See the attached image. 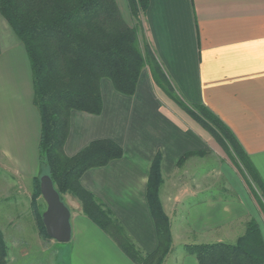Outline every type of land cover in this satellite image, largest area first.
<instances>
[{"label":"crops","instance_id":"0c3cea01","mask_svg":"<svg viewBox=\"0 0 264 264\" xmlns=\"http://www.w3.org/2000/svg\"><path fill=\"white\" fill-rule=\"evenodd\" d=\"M117 3L131 17L127 1ZM0 28V165L32 182L41 133L32 70L2 16ZM141 44L149 46L184 101L207 106L234 132L264 179V0H149ZM100 88V114L71 112L64 151L73 156L99 139L123 148L122 158L88 170L81 184L111 209L137 248L150 253L158 244L146 195L158 153L159 196L173 241L163 264H199L183 245L241 236L237 230L245 229L249 207L257 206L254 194H217L214 140L157 84L150 65L133 95L116 91L108 78ZM71 225L70 264H136L83 213L81 203L71 208Z\"/></svg>","mask_w":264,"mask_h":264},{"label":"trees","instance_id":"16d2710c","mask_svg":"<svg viewBox=\"0 0 264 264\" xmlns=\"http://www.w3.org/2000/svg\"><path fill=\"white\" fill-rule=\"evenodd\" d=\"M149 0H127L133 20L129 24L117 0H0V14L27 53L33 77L34 104L41 118L39 170L32 178L31 208L41 234L51 239L43 223L41 177L49 175L60 198H77L83 213L106 232L136 264H163L172 249L170 219L159 196L163 184L162 156L152 161L147 181V201L158 244L142 253L111 209L81 184L92 168L123 157V148L111 139L92 141L68 156L64 146L73 110L98 115L102 111L101 81L111 80L116 91L133 95L143 68L150 65L157 84L199 122L240 165L258 187L254 196L264 214V179L234 132L207 106L184 101L166 80L149 46L141 44L143 15ZM169 89L172 92L168 91ZM193 153L184 155L178 164ZM66 203V202H65ZM185 253L199 264H264V239L258 223L251 221L235 243H188ZM7 257L0 236V264Z\"/></svg>","mask_w":264,"mask_h":264},{"label":"rangeland","instance_id":"374dc122","mask_svg":"<svg viewBox=\"0 0 264 264\" xmlns=\"http://www.w3.org/2000/svg\"><path fill=\"white\" fill-rule=\"evenodd\" d=\"M0 16L2 15L0 14ZM124 17L133 24L132 17H129L128 12ZM0 30L3 31L2 28H0ZM13 35L15 41L21 44V41L16 35L14 33ZM166 87L168 86L166 85ZM168 91L172 92L169 87ZM168 96L172 99L170 95ZM185 113L187 112L185 111ZM191 118L197 122L193 117ZM197 123L201 125L199 122ZM201 127L203 126L201 125ZM203 129L205 128L203 127ZM208 135L214 140L215 144L210 153L215 155L217 194L220 192H227L229 195L231 192L233 193V191H239L242 194L247 192L248 196L253 197L255 190L257 191L258 189L255 182L252 180L253 178L241 170L242 166L240 167V165L230 157L209 132ZM31 194L32 182L29 177H14L10 170L7 171L0 165V236L7 249V257L4 264H70V241L60 243L53 239L46 238L40 233L37 220L31 208ZM65 200L70 210L75 203H80L77 198L69 194L65 195ZM254 201L257 206L255 210H251L249 207L246 226L251 221L258 223L260 230L262 228L261 235L264 239V214L256 198ZM39 202L41 209L46 210L47 204L44 199L41 198ZM243 230H237V234L243 236L246 227ZM241 236L238 238L236 237L237 239H234L235 241L230 238L224 240L228 243H235Z\"/></svg>","mask_w":264,"mask_h":264},{"label":"water","instance_id":"95a60500","mask_svg":"<svg viewBox=\"0 0 264 264\" xmlns=\"http://www.w3.org/2000/svg\"><path fill=\"white\" fill-rule=\"evenodd\" d=\"M41 193L47 204V208L42 214L47 235L60 243L69 242L72 237L71 210L61 200L49 175L41 177Z\"/></svg>","mask_w":264,"mask_h":264}]
</instances>
